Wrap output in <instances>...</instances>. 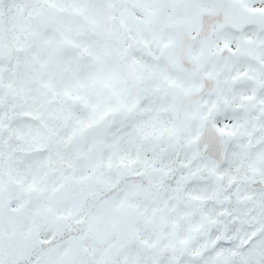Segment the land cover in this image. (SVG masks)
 <instances>
[{
	"label": "snow or ice",
	"instance_id": "obj_1",
	"mask_svg": "<svg viewBox=\"0 0 264 264\" xmlns=\"http://www.w3.org/2000/svg\"><path fill=\"white\" fill-rule=\"evenodd\" d=\"M0 264H264V0H0Z\"/></svg>",
	"mask_w": 264,
	"mask_h": 264
}]
</instances>
